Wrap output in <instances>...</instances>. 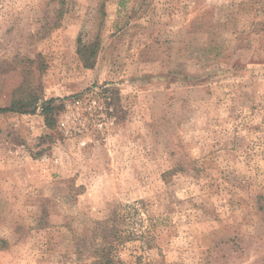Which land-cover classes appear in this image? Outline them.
Returning <instances> with one entry per match:
<instances>
[{
    "label": "rangeland",
    "instance_id": "374dc122",
    "mask_svg": "<svg viewBox=\"0 0 264 264\" xmlns=\"http://www.w3.org/2000/svg\"><path fill=\"white\" fill-rule=\"evenodd\" d=\"M23 82L41 100L0 112V264H80L115 212L151 240L127 264H264V0H0V108ZM107 91L101 129L70 105Z\"/></svg>",
    "mask_w": 264,
    "mask_h": 264
},
{
    "label": "trees",
    "instance_id": "16d2710c",
    "mask_svg": "<svg viewBox=\"0 0 264 264\" xmlns=\"http://www.w3.org/2000/svg\"><path fill=\"white\" fill-rule=\"evenodd\" d=\"M98 50V40H94L91 43H83L79 40L78 53L85 67L91 68L95 65ZM25 89L30 90L28 83L23 82V84L14 90L13 99L10 104L6 107H1L0 112L36 113L37 104L41 99L38 94L33 92L27 93ZM95 94L98 93H92L91 95ZM103 96H105L104 98L109 97V91L103 92ZM62 101L63 99L61 98L52 97L41 102V114L44 117L46 126L50 129L55 128L57 125L59 113L64 107ZM121 217L124 221V217ZM121 217L115 212L113 219H107L102 222L97 221V229L91 238H77V253L79 258H81L80 264H127L121 257V251L123 249L120 245L133 240H145V243H150L151 240L149 238L142 239L144 238L143 232L142 234H138V232H132L130 234L126 232L124 234L120 221ZM86 255L89 261L84 258ZM134 264H145L141 254L135 256Z\"/></svg>",
    "mask_w": 264,
    "mask_h": 264
},
{
    "label": "built area",
    "instance_id": "2783aa9c",
    "mask_svg": "<svg viewBox=\"0 0 264 264\" xmlns=\"http://www.w3.org/2000/svg\"><path fill=\"white\" fill-rule=\"evenodd\" d=\"M88 95V94H87ZM81 95V97L73 96L70 102V105L74 106L75 104H84V107L90 109L91 116L88 117L89 126L90 124L98 127L100 125V129L104 127V123L109 121V117L112 115L113 107H112V99L111 97L101 98V97H94L93 95L89 94ZM101 107V108H100ZM88 126V128H89ZM73 133V130H70Z\"/></svg>",
    "mask_w": 264,
    "mask_h": 264
}]
</instances>
